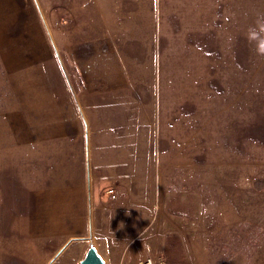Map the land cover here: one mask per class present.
<instances>
[{"label":"rangeland","instance_id":"rangeland-1","mask_svg":"<svg viewBox=\"0 0 264 264\" xmlns=\"http://www.w3.org/2000/svg\"><path fill=\"white\" fill-rule=\"evenodd\" d=\"M37 3L0 0V264H264V0ZM89 42L128 87L85 91Z\"/></svg>","mask_w":264,"mask_h":264},{"label":"crops","instance_id":"crops-1","mask_svg":"<svg viewBox=\"0 0 264 264\" xmlns=\"http://www.w3.org/2000/svg\"><path fill=\"white\" fill-rule=\"evenodd\" d=\"M34 1L36 3V6L39 9L37 0H34ZM18 23H21V22L18 21ZM36 25L37 27L35 28L34 32L32 30H28L25 34H23L22 37H20V39L23 40L22 44L25 43V46H22V50L18 51V57L32 56V55H35L38 51L40 52L41 50H43V52L46 53V55H48L49 48L45 46V41L43 40L41 34L38 31V24L36 23ZM21 28L22 27H20V29L18 30V32L20 31V33L22 32ZM34 33L35 35H38L37 39H34L33 37ZM84 46L85 47H82L80 45H75L72 48L73 55H74V59L72 62L74 66H76V69L78 70V74L76 72V74L78 75L77 80L82 84V81L84 79L85 91L89 95L97 96L99 94H104L105 92L112 90V89L128 87V84H129L128 75L124 71V69L119 66V62L117 61L115 52L108 48L109 43L94 42L93 44L89 42V43L84 44ZM88 52L94 55V56H91L92 61L91 60L89 61L87 58L82 57L83 54L88 53ZM108 55L111 57V60L109 59ZM95 56H98V57L96 58ZM95 60H98L99 62L98 61L95 62ZM109 60H110V63H109ZM115 61H116V65L113 64ZM111 62H112V66H111L112 68H110ZM96 67L99 70V72L96 73L95 76H92L93 75L92 68L94 70L96 69ZM115 70H116V78H114L115 76L113 75V71ZM76 77H75V80H76ZM25 114L26 113H24V117L26 119ZM110 138L111 137L108 136L103 140V142L106 144L104 145V147L107 148V146L111 143ZM96 141L100 143L99 137H97ZM35 142L37 141L36 140L32 141V143H30L29 146L32 147ZM104 147L99 146L95 142V139H94L93 145H91V152L93 154L95 153L98 155L97 158L96 157L94 158L103 159L104 158L103 155L104 156L106 155L107 158H110L111 156L110 153L104 154V151L106 149Z\"/></svg>","mask_w":264,"mask_h":264},{"label":"water","instance_id":"water-1","mask_svg":"<svg viewBox=\"0 0 264 264\" xmlns=\"http://www.w3.org/2000/svg\"><path fill=\"white\" fill-rule=\"evenodd\" d=\"M87 174H88V188H89V177H90L89 176V166L87 168ZM88 239H91V236ZM63 249H61L54 256V258L51 261V263L58 257V255L63 251ZM79 264H105V261L101 257V255L98 253V250L96 249V247L94 245H90L89 248H88V250H87V252L85 253L83 259L79 262Z\"/></svg>","mask_w":264,"mask_h":264},{"label":"built area","instance_id":"built-area-1","mask_svg":"<svg viewBox=\"0 0 264 264\" xmlns=\"http://www.w3.org/2000/svg\"><path fill=\"white\" fill-rule=\"evenodd\" d=\"M110 197L112 199H118L119 196L117 195V192L114 191V189H111L109 191ZM137 264H168L166 260H164L162 257L151 255L149 257H146L145 259L139 261Z\"/></svg>","mask_w":264,"mask_h":264}]
</instances>
